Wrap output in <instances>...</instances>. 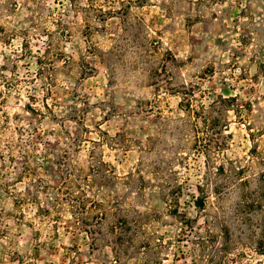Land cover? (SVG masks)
Segmentation results:
<instances>
[{
    "label": "rangeland",
    "instance_id": "rangeland-1",
    "mask_svg": "<svg viewBox=\"0 0 264 264\" xmlns=\"http://www.w3.org/2000/svg\"><path fill=\"white\" fill-rule=\"evenodd\" d=\"M0 264H264V0H0Z\"/></svg>",
    "mask_w": 264,
    "mask_h": 264
},
{
    "label": "trees",
    "instance_id": "trees-1",
    "mask_svg": "<svg viewBox=\"0 0 264 264\" xmlns=\"http://www.w3.org/2000/svg\"><path fill=\"white\" fill-rule=\"evenodd\" d=\"M191 97L186 98V109L187 110L191 105ZM234 102L233 97L232 98H224L222 96H218L215 101L212 102V104L217 105L218 108H228L231 103ZM211 111H206V114L202 116L203 120L202 123H204L205 127L201 130V139L204 141L203 146L205 147L204 150H201V152L205 155L207 165L206 168H243L241 166H235L234 163H230L229 166H226L224 163H219L216 165V162L214 161L215 158L212 157L210 152H214V150H217L218 152L222 151L225 143H226V136L223 134V131L227 128V124H221L220 118L217 116H212ZM225 127V128H224ZM199 131V130H198ZM256 148H254V152ZM260 163L263 161V157H260L259 159ZM88 169L89 174H85L80 179L79 184H77L74 187H78L79 190L86 192L87 188L92 187L93 185H99L102 183H106V179L110 175L109 172L112 171V166L110 164L104 162L102 159L95 160L92 158V156H89L88 160ZM206 192L202 194V196L197 200V204L199 206H203L204 201L208 197V194H213L214 197L221 198L226 194V189L223 187H210L205 189ZM84 205V204H81ZM80 207V205H78ZM85 207V206H83ZM82 212H86L87 209L82 208ZM92 230V229H90ZM88 230V231H90Z\"/></svg>",
    "mask_w": 264,
    "mask_h": 264
}]
</instances>
